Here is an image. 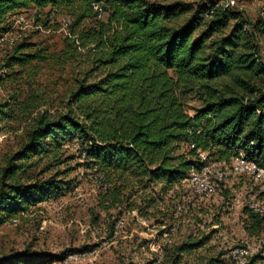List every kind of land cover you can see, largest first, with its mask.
<instances>
[{"label":"trees","instance_id":"obj_1","mask_svg":"<svg viewBox=\"0 0 264 264\" xmlns=\"http://www.w3.org/2000/svg\"><path fill=\"white\" fill-rule=\"evenodd\" d=\"M207 1L0 0V35L21 10L48 8L70 20L59 51L32 52L31 43H22L7 61L8 68L48 62L58 72L55 84L63 83L65 112L38 115L20 149L6 159L0 225L62 195L67 183L56 174L39 178L44 171L33 175L37 161L29 160L53 147L57 152L66 139L80 142L87 168L112 184L115 200L123 191L131 197L143 182L166 193L209 161L228 163L239 153L264 172V64L255 38L264 24L251 25L240 11ZM187 96L199 103L192 115ZM42 99L32 91L23 110L32 112L33 101ZM9 106L0 107V116L14 112ZM51 260L24 253L0 264Z\"/></svg>","mask_w":264,"mask_h":264},{"label":"rangeland","instance_id":"obj_2","mask_svg":"<svg viewBox=\"0 0 264 264\" xmlns=\"http://www.w3.org/2000/svg\"><path fill=\"white\" fill-rule=\"evenodd\" d=\"M207 2L240 11L251 25L260 19L264 24V0H234L232 5L230 0ZM97 18L103 19L104 14ZM9 21L8 31L0 35V107L10 105L14 112L0 116V176L6 159L20 149L38 115L65 112L63 83L55 84L58 72L48 62L8 68L7 61L22 43H31L32 52L59 51L68 34L69 18L50 15L48 8H31L15 12ZM255 38L264 64V30L255 31ZM32 91L41 93L43 99L33 101L37 107L28 113L23 106L28 105ZM185 103L191 115L199 106L191 96ZM54 148L47 155L32 156L29 161L37 165L30 170L33 175L44 171L39 178L56 174L67 183L66 189L0 225V260L30 253L53 257L40 264H233L229 252L237 246L255 248L264 256V225L255 224L247 208L255 184L235 172L232 159L225 163L229 175L216 184L211 196L194 192L187 181L199 172L191 171L186 181L166 193L159 184L143 182L131 190V197L123 191L115 200L112 184L87 168L78 140L66 139L52 153ZM239 155L233 161L247 163ZM223 164L209 161L200 172Z\"/></svg>","mask_w":264,"mask_h":264},{"label":"built area","instance_id":"obj_3","mask_svg":"<svg viewBox=\"0 0 264 264\" xmlns=\"http://www.w3.org/2000/svg\"><path fill=\"white\" fill-rule=\"evenodd\" d=\"M234 3V0H230V5ZM96 8L97 5L93 4ZM98 11H101L98 8ZM81 150V148H80ZM83 155V153H81ZM201 158L203 153H199ZM230 165L235 166V172L237 174H243L248 176L255 184V193L251 197L248 203V210L264 221V174L258 173L256 170H249L245 165L236 163L231 160ZM213 168V169H210ZM212 173V176L210 174ZM227 165L225 163L216 167L215 165L210 166L207 171L194 173L193 179L187 182L192 186L195 193L201 196H211L216 192L217 183L224 181L228 176ZM260 252L255 248H249L248 246H237L229 252L230 262L233 264H244L247 263V259H254L255 256H261ZM255 264L259 263V258L255 259Z\"/></svg>","mask_w":264,"mask_h":264},{"label":"bare ground","instance_id":"obj_4","mask_svg":"<svg viewBox=\"0 0 264 264\" xmlns=\"http://www.w3.org/2000/svg\"><path fill=\"white\" fill-rule=\"evenodd\" d=\"M240 164L245 165L247 167V169H249V170H256V171H258V173L264 174V172L261 169H258L257 167H255L254 165H252L250 163L241 162ZM193 176H194V174L192 173V179H193ZM263 257L264 256L259 258L260 264H264V258ZM244 264H255V259H247V263H244Z\"/></svg>","mask_w":264,"mask_h":264}]
</instances>
